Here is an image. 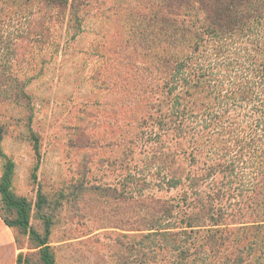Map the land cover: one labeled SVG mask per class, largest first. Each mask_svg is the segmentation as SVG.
<instances>
[{
    "label": "rangeland",
    "instance_id": "374dc122",
    "mask_svg": "<svg viewBox=\"0 0 264 264\" xmlns=\"http://www.w3.org/2000/svg\"><path fill=\"white\" fill-rule=\"evenodd\" d=\"M162 2L0 0L2 148L56 264L127 255L117 244L133 216L126 198L153 162L141 120L162 98ZM4 165L0 157V178ZM0 215L16 217L1 196ZM17 240L20 264H42L28 231Z\"/></svg>",
    "mask_w": 264,
    "mask_h": 264
},
{
    "label": "trees",
    "instance_id": "16d2710c",
    "mask_svg": "<svg viewBox=\"0 0 264 264\" xmlns=\"http://www.w3.org/2000/svg\"><path fill=\"white\" fill-rule=\"evenodd\" d=\"M159 14L162 98L141 120L153 162L126 195L116 264H264V0H163ZM4 136L0 125V196L16 217L0 216L56 264L12 190Z\"/></svg>",
    "mask_w": 264,
    "mask_h": 264
},
{
    "label": "crops",
    "instance_id": "0c3cea01",
    "mask_svg": "<svg viewBox=\"0 0 264 264\" xmlns=\"http://www.w3.org/2000/svg\"><path fill=\"white\" fill-rule=\"evenodd\" d=\"M20 253L17 230L8 226L0 216V264H19Z\"/></svg>",
    "mask_w": 264,
    "mask_h": 264
}]
</instances>
